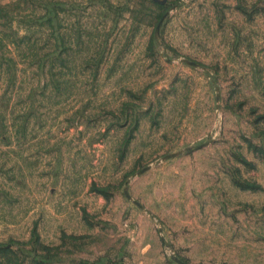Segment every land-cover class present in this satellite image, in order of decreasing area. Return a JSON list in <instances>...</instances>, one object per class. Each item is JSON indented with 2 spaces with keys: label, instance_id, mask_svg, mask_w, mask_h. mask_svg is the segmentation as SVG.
<instances>
[{
  "label": "rangeland",
  "instance_id": "374dc122",
  "mask_svg": "<svg viewBox=\"0 0 264 264\" xmlns=\"http://www.w3.org/2000/svg\"><path fill=\"white\" fill-rule=\"evenodd\" d=\"M0 264H264V0H0Z\"/></svg>",
  "mask_w": 264,
  "mask_h": 264
}]
</instances>
